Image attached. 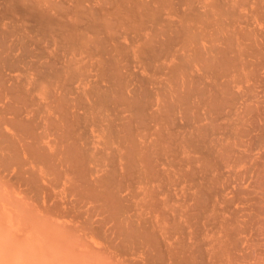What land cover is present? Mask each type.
Wrapping results in <instances>:
<instances>
[{"label":"bare ground","instance_id":"obj_1","mask_svg":"<svg viewBox=\"0 0 264 264\" xmlns=\"http://www.w3.org/2000/svg\"><path fill=\"white\" fill-rule=\"evenodd\" d=\"M0 264H264V0H0Z\"/></svg>","mask_w":264,"mask_h":264}]
</instances>
